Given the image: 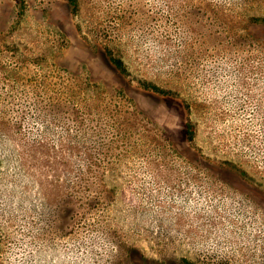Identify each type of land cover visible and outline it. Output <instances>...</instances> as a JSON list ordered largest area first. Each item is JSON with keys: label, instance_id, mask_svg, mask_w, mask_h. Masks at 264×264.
Masks as SVG:
<instances>
[{"label": "rangeland", "instance_id": "rangeland-1", "mask_svg": "<svg viewBox=\"0 0 264 264\" xmlns=\"http://www.w3.org/2000/svg\"><path fill=\"white\" fill-rule=\"evenodd\" d=\"M252 18L264 0H0V264H264Z\"/></svg>", "mask_w": 264, "mask_h": 264}, {"label": "trees", "instance_id": "trees-1", "mask_svg": "<svg viewBox=\"0 0 264 264\" xmlns=\"http://www.w3.org/2000/svg\"><path fill=\"white\" fill-rule=\"evenodd\" d=\"M252 21H253V22H264V18H252ZM107 53H108V55H110L109 60L111 61V63H112V64H113L118 70H120V71H122V72L125 71V67H124V64H123L122 60L119 59V58H116V57L112 56V55L110 54V52H107ZM147 87H148V88H151V89H153V90H155V91H158V92H164V90L160 89L159 87H157V86H155V85H153V84H149ZM188 133H189L191 136L193 135V130H192V127H191V126H189Z\"/></svg>", "mask_w": 264, "mask_h": 264}]
</instances>
